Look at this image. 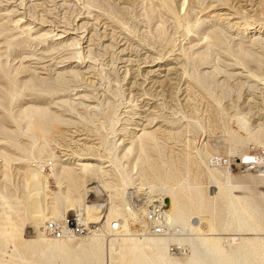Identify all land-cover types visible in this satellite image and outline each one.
Segmentation results:
<instances>
[{
    "label": "rangeland",
    "instance_id": "obj_1",
    "mask_svg": "<svg viewBox=\"0 0 264 264\" xmlns=\"http://www.w3.org/2000/svg\"><path fill=\"white\" fill-rule=\"evenodd\" d=\"M33 106L60 119L26 116ZM143 127L158 128L144 149L132 137ZM245 153L256 162L242 166ZM85 156L99 158L102 171L80 170ZM63 164L84 173L89 203H103L99 220L80 223L101 229L106 258L109 241L114 257L131 243L113 239L109 207L118 206L131 236H150L142 204L164 195L149 186L166 173L181 193H195L187 188L195 183L206 199L217 193L202 216L209 241L230 253L241 237L264 239V0H0L1 264H75L56 254L44 260L36 236L60 240L46 223L77 214L65 211ZM37 168L46 178L32 198L29 169ZM226 181L238 189L222 188ZM231 193L258 208L261 229L223 227ZM196 217L176 225L187 231ZM90 234L67 240L81 251ZM171 247L183 259L188 245Z\"/></svg>",
    "mask_w": 264,
    "mask_h": 264
},
{
    "label": "bare ground",
    "instance_id": "obj_2",
    "mask_svg": "<svg viewBox=\"0 0 264 264\" xmlns=\"http://www.w3.org/2000/svg\"><path fill=\"white\" fill-rule=\"evenodd\" d=\"M34 114L40 115L41 118H49L50 125H54V122L60 119L58 115L53 114L48 108L33 106L30 107V109L26 112V116L29 117H33ZM37 127L42 129L45 126L43 122L39 120L37 122ZM157 130L158 128H134L132 131V137L134 138L133 143L138 139L140 148L144 149L143 147L151 146L152 142L155 140ZM77 135L79 136L81 134ZM84 139H87V137L82 136L77 138L76 140L79 141ZM133 143L128 148L127 152L133 148ZM254 157L255 156L252 154L245 153L240 157V164L244 167L251 165L256 162ZM80 159L88 160L78 162V165L81 166L79 168L80 170L88 167L92 171L94 169H99L100 171H102L103 165H101V163L98 161H94L99 160V158L94 156H85L80 157ZM146 160L147 159H144L145 162ZM76 169L77 168H74L70 165L63 164L58 172V174H60L61 176H66L70 181V184L64 192L65 201L68 202V204L65 205V211L69 212L75 209L77 212V214H71L67 217L74 218L77 223L85 222L87 219H98L101 216H96L95 212L98 209L100 210V207L103 205V203H89L88 200H86L87 190L82 182L84 173L82 171H77ZM29 171L30 175L33 177H31L33 180L30 184L31 190L34 192L32 193L31 197L36 198L39 196L40 188L43 187L42 183L44 181L42 182V180L46 177L41 179L43 177V173H41L40 168L29 169ZM173 178V174L166 173V175L162 178L157 177V179L159 180L158 183H150L149 187H154V189L159 190L160 193L164 194L163 196L153 197L149 196V194L147 193L148 196L145 197L146 200L144 201V204H142L145 207V210L155 211L158 214V218L155 220V222L146 221L145 215L142 214V220L144 221L146 230L150 232V236H144L142 238L131 236L130 228L126 223L125 217L122 216L118 206H116V204H113V206L109 207L110 209H108L109 212L106 216V221L109 223L108 230L111 232V234L113 233L115 236L118 235L113 239L123 240L127 242L129 240L131 242L129 245H125L124 247H122L124 251L122 250L121 252H119L117 257H114L111 246L114 242L109 241L110 244H108L107 247L108 256L106 258L105 248L101 244L102 234L98 233L101 229L98 226L91 224L89 226L92 227V229L89 231V233L92 234L89 235V238L86 237L85 240L80 242L78 246L80 247L81 251H77L75 247L71 246L69 240H67L73 239L78 235H66L64 237L55 236L56 238L61 239L50 240L49 238L45 237L42 230L38 229L39 232L36 235L38 236L37 242L43 243L45 246L44 249H46V251L48 252L47 255L44 256V260H48L50 255L56 254L62 255L67 262L72 257L75 264H88V259L93 260L94 264H105V262L106 264H264V239L262 238L254 236L241 237L240 244L235 246V248H233L230 253H227L220 246L219 242L215 243L214 240L209 241L210 238L208 236H205L208 221L203 220L202 216L206 211L214 207V204L216 203L217 193L215 196L211 195L212 197L206 199L201 192L200 185L198 183L187 185L188 190L189 188H195V193H181L182 191L179 192L175 190V185L167 186L168 180H173ZM223 187H225L226 190L232 187H235V190L238 189L236 188L238 186L231 185L229 181H226L222 188ZM42 191L44 190L41 189V193ZM240 195L242 194L237 195L236 193H231L227 195V213L229 212L232 215V221L224 224L223 227L229 229L233 225L236 231L261 229L262 213L258 210L257 207H254L249 200L243 199ZM37 209L38 207L35 210ZM60 212V209L53 211L55 216L61 214ZM193 213L198 214V216L201 218V221L196 217L197 219L191 221V225L187 228V231L184 230L180 225H176L180 223L182 219L188 218L189 220V216ZM41 220H36V227L40 225ZM149 223H152V225L150 226ZM155 223L161 224L163 228V231L161 233H157L155 231ZM235 239L236 237H233L234 241ZM169 242L170 245H168ZM184 243L188 245V247L183 249L182 247L184 246ZM171 245H176V248L183 249L179 251V255H183V259H179L175 256L177 251H171L173 249ZM188 252L189 254H187Z\"/></svg>",
    "mask_w": 264,
    "mask_h": 264
},
{
    "label": "built area",
    "instance_id": "obj_3",
    "mask_svg": "<svg viewBox=\"0 0 264 264\" xmlns=\"http://www.w3.org/2000/svg\"><path fill=\"white\" fill-rule=\"evenodd\" d=\"M150 221H154L158 218V214L155 211L148 210L145 215ZM90 225V224H89ZM88 224L77 223L74 218L66 217L64 220H51L46 224L47 233L56 237H64L66 235H80L85 232H89L92 227ZM154 229L157 233H161L163 228L160 223L154 224Z\"/></svg>",
    "mask_w": 264,
    "mask_h": 264
}]
</instances>
